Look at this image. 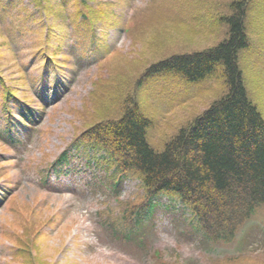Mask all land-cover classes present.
Segmentation results:
<instances>
[{
  "label": "rangeland",
  "instance_id": "obj_1",
  "mask_svg": "<svg viewBox=\"0 0 264 264\" xmlns=\"http://www.w3.org/2000/svg\"><path fill=\"white\" fill-rule=\"evenodd\" d=\"M60 1L44 2L57 10L53 16L34 0H11L14 5L6 10L2 7L10 0H0V75L27 101L8 105L16 142L0 140V198L8 197L0 208V264H21L15 255L25 241L17 239L16 247L13 240L23 226L35 222L42 224L37 243L41 255L53 264H158L159 257L177 264H218L228 258L262 264L264 209L240 229L233 243L217 246L204 245L194 233L191 213L160 211L149 223L150 231L142 228L149 248L144 254L133 244L113 240L101 223L107 213L121 215V202L139 200L144 194L139 178L125 179L116 197L111 172L101 166L88 168L74 156L70 166L75 172L57 177L52 169L77 134L98 118L115 115L111 88L118 89L120 100V95L136 91L153 63L225 40L227 26L216 21L230 13L232 0H86L88 7H81L78 19L77 2ZM100 6L107 15L96 20ZM149 10L168 19L166 31L153 40L158 29L152 27L135 42L127 27L136 26L134 17ZM246 31L249 45L239 53L240 65L248 95L264 118V0H250ZM105 88L112 96L103 94ZM226 93L221 67L197 83L180 75L147 82L136 94L141 112L153 122L147 130L151 146L162 151L181 127ZM24 109L32 112L34 124L27 122ZM5 112L0 92V129L6 128ZM162 201L171 203L169 198Z\"/></svg>",
  "mask_w": 264,
  "mask_h": 264
},
{
  "label": "trees",
  "instance_id": "obj_2",
  "mask_svg": "<svg viewBox=\"0 0 264 264\" xmlns=\"http://www.w3.org/2000/svg\"><path fill=\"white\" fill-rule=\"evenodd\" d=\"M34 1L49 15H57V10L51 8L50 3L45 6L44 2L49 0ZM73 1L77 2L75 18L78 19L83 14L81 7L84 5L87 8L88 5L86 0ZM9 3L2 10L14 5L11 0ZM249 3L250 0L229 2L230 13L216 21L228 29L225 40L219 45L204 51L165 57L150 65L138 81L136 91L149 81L168 76L180 75L189 83H197L213 75L218 67L224 70L227 93L181 127L165 143L162 151L155 150L149 143L147 130L153 122L141 112L136 91L126 93L124 97L120 95L119 100L118 89L111 88L110 91L115 93L114 104L117 105L115 115L98 118L77 134L72 144L52 164L57 177L64 172L70 174L76 171L70 166L74 156L83 159L82 164L88 168L101 166L106 173L111 172L109 177L115 181L112 191L116 197L125 179L139 178L144 191L139 200L121 202L119 217L107 213L106 218H102L103 230L113 240L133 244L147 254V235L143 230L150 231L149 223L153 222L155 215L160 211L175 214L189 212L194 233L201 236L204 245H228L234 242L240 229L264 209V118L248 95L239 56L240 51L249 45L246 31ZM150 11V16H147ZM96 13L99 17L96 20L107 15L104 6H100ZM157 14L149 10L147 14L134 17L139 21L127 30L135 42L145 38L152 27L158 29L153 40H157L158 33L166 31L164 23L168 19ZM111 15L118 18L115 13ZM84 19L89 18L85 15ZM91 30L94 39L96 22L91 24ZM115 72L118 74V71ZM0 87L6 111V128L0 129V140L14 143L8 105L12 100L24 105L27 101L20 99L17 90L9 86L2 75ZM105 89L103 94L112 96L109 88ZM94 97L97 98L98 94ZM24 115L30 117L27 119L29 124H34L32 112L24 109ZM101 115L106 117L109 113L102 112ZM1 197L0 208H3L8 197L4 194ZM163 198H169L171 203H163ZM41 225L40 222L26 224L23 233L15 235L13 241L17 243L16 247L19 244L17 239L25 241L15 255L21 257V264H53L41 255L40 244H37L42 234ZM15 246L11 249L14 250ZM239 260L228 258L218 264H246ZM157 261L158 264H177L164 257H159ZM217 262L215 260V264Z\"/></svg>",
  "mask_w": 264,
  "mask_h": 264
}]
</instances>
